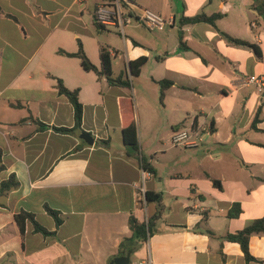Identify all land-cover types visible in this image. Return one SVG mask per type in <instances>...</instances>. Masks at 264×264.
I'll return each mask as SVG.
<instances>
[{
  "label": "crops",
  "instance_id": "0c3cea01",
  "mask_svg": "<svg viewBox=\"0 0 264 264\" xmlns=\"http://www.w3.org/2000/svg\"><path fill=\"white\" fill-rule=\"evenodd\" d=\"M103 1L0 0V187L11 176L19 182L0 196V264H115L132 236L130 218L143 223L157 210L142 189L161 194L165 211L131 264H264V234L250 238L251 262L240 244L224 239L264 217V91L239 85L264 79V0H131L133 14L150 9L175 25L150 30L134 22L124 37L98 22ZM215 13L223 14L216 26L182 22ZM80 44L97 67L106 47L113 77L131 86H112L61 53L74 54ZM142 56L148 60L133 76L130 62ZM58 80L79 91L80 128ZM162 80L173 82L163 99ZM132 117L139 156L154 170L145 185L139 158L124 142ZM211 123L214 133L201 145L175 147L195 154L184 153L170 170L157 155L164 150L145 154V143L169 147L175 131ZM234 203L243 209L238 218L228 216ZM21 211L52 234L28 221L23 235Z\"/></svg>",
  "mask_w": 264,
  "mask_h": 264
},
{
  "label": "trees",
  "instance_id": "16d2710c",
  "mask_svg": "<svg viewBox=\"0 0 264 264\" xmlns=\"http://www.w3.org/2000/svg\"><path fill=\"white\" fill-rule=\"evenodd\" d=\"M259 13L261 16H264V2L262 4V7L259 8ZM222 17H223L222 13H215L210 16L206 14H199L193 17H185L182 20V22L183 24L210 23L216 26V22ZM100 26H101L100 24H97L98 29L102 30ZM223 36L228 40L229 43L253 48L256 51V53H258L256 46L249 43L248 41L235 39L225 33L223 34ZM61 53L67 56L77 57L78 59H80L82 67L86 71H93L99 77L105 76L108 83L112 86L128 87V88L131 86L130 80L125 79L124 76L121 75L119 77H113L112 60L110 58L108 49L106 47H102L101 49V59H102L101 67H97L90 61L81 44L79 50L74 54H70L64 51H62ZM147 60H148L147 57L142 56L137 60L130 62L131 74L133 76H139ZM158 84L160 86L161 99H163L166 90L173 85V82L169 80H162L159 81ZM57 89L61 95L66 96L72 103L75 112V122H76L75 128H80L82 124L84 110H83V105L79 100V91L69 90L61 80H58L57 82ZM257 121L258 119L256 117L253 123L254 127ZM209 130L211 134L214 133L213 123L209 124ZM64 131H71V129H65ZM123 134H124V142L126 146L129 147L131 150L130 153H134L138 156L140 164L145 171L153 173L154 170L151 167L150 163L147 161V159L144 156H139L141 154V150H140V143L138 140L136 121L134 117H132L130 122L127 123L126 126L124 127ZM2 156H3V152L0 147V171L4 169V166L2 165ZM15 178H16L15 176L14 177L11 176L8 180L2 182L0 187V196L5 195L13 188L19 187V182ZM212 182L216 187L221 188L219 181L212 180ZM144 198H145L144 201L147 204H156L157 210L153 215H151L148 218L146 222L143 223H140L133 216L130 218L129 225L132 231V236L124 239L122 243V251H132L133 253H136L140 251L142 248H144V246L146 245L149 239V236L152 235L153 227L155 226L156 222L160 220L163 216V213L165 211V206H164L163 196L161 194L147 191L145 193ZM242 212L243 209L241 204L234 203L232 209L228 213V216L230 218H238L242 214ZM53 215L56 217L55 213H53ZM16 221L23 235L25 234L26 223L28 221L32 223L34 230L36 232L42 233L44 235L52 234L46 228H44L42 225L38 223L33 213L21 211L18 215H16ZM57 224L58 225L60 224L59 220H57ZM256 234L257 235L264 234V217L255 220L252 224H250L243 230H240L234 234H228L226 237H224V239L240 244L246 260L248 262H251V261H255L256 259L250 253V238L251 236Z\"/></svg>",
  "mask_w": 264,
  "mask_h": 264
},
{
  "label": "built area",
  "instance_id": "2783aa9c",
  "mask_svg": "<svg viewBox=\"0 0 264 264\" xmlns=\"http://www.w3.org/2000/svg\"><path fill=\"white\" fill-rule=\"evenodd\" d=\"M88 0H75L79 5H84ZM131 0H106L100 2L96 8V18L98 22L105 26H115L120 29L121 35L124 37V28L136 22L144 25L150 30H162L169 26H174L175 21L171 18H165L162 15L153 12L150 9H142L139 14H133L130 10ZM128 3V4H127ZM256 84L259 92L264 91V79L260 76H250L240 81V86H248ZM210 133L209 128L194 125L190 129H181L174 132L171 143L174 147H198L206 140L207 134ZM150 172L143 171L142 182L145 185ZM145 191L142 189V197ZM137 264H153L150 258L142 259Z\"/></svg>",
  "mask_w": 264,
  "mask_h": 264
},
{
  "label": "rangeland",
  "instance_id": "374dc122",
  "mask_svg": "<svg viewBox=\"0 0 264 264\" xmlns=\"http://www.w3.org/2000/svg\"><path fill=\"white\" fill-rule=\"evenodd\" d=\"M188 127H190V126H188ZM187 129H190V128H187ZM166 142H168V141H166ZM160 149H162L164 151L157 153V155H158V157L163 159V161H164L163 166H164L165 170H170L171 168H174V166L176 164L175 160L180 159L184 153L192 154V155L195 154V152H193L192 150L188 151V150H184V148L173 147V145L171 144V141H170L169 147H167V146L164 147L161 143L158 144V142L155 144L150 142L149 145L147 143H145V147H144V150L146 151L145 154H147L148 150H160ZM185 151H187V152H185ZM163 152H164V154H163ZM148 160H151V157H148ZM136 259L137 258L135 256H133L131 258L132 263H134Z\"/></svg>",
  "mask_w": 264,
  "mask_h": 264
},
{
  "label": "water",
  "instance_id": "95a60500",
  "mask_svg": "<svg viewBox=\"0 0 264 264\" xmlns=\"http://www.w3.org/2000/svg\"><path fill=\"white\" fill-rule=\"evenodd\" d=\"M81 138L90 145L93 144V136L90 133H82ZM132 253V251H121V255L116 259L115 264H131Z\"/></svg>",
  "mask_w": 264,
  "mask_h": 264
}]
</instances>
